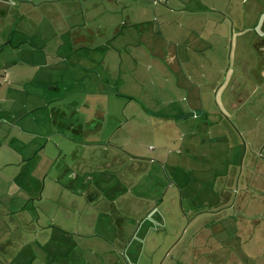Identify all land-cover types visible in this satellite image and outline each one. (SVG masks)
Returning a JSON list of instances; mask_svg holds the SVG:
<instances>
[{
    "label": "rangeland",
    "instance_id": "374dc122",
    "mask_svg": "<svg viewBox=\"0 0 264 264\" xmlns=\"http://www.w3.org/2000/svg\"><path fill=\"white\" fill-rule=\"evenodd\" d=\"M80 1L86 3L85 6L82 4V12L79 6ZM107 1L67 0V3L60 4L58 8H51L52 12L49 16L41 12L28 15L30 22L28 21L27 31L32 34L29 33L28 40L34 47V52L29 46L21 44L19 39L13 40L12 47L10 45L2 47L4 49L1 53L4 58L3 68L10 67L16 59H25L26 53H33L41 58L53 56L49 59L50 61H46L47 59L44 61L42 58L37 62L39 65L42 61L49 65L57 62L55 69L50 68L52 73L54 72L51 79L60 82L61 85L64 83L74 85L72 82L75 78L84 75L76 67L78 62L76 57L110 56V49L114 48L122 63L121 76L125 74L126 81L127 74L130 79L125 84L127 90L122 88L126 94L123 95L126 96L125 99L118 98L109 105L104 97L95 96L92 107L75 112L64 107L54 111L52 109L31 110L29 105L33 100L32 96L35 95L36 98V101L32 102L40 103L44 93H49L46 86L42 85L43 78L39 76L28 78L32 82H26L30 83V87L25 85L23 88L16 86L8 88L19 91V93L15 92V98L7 96L8 101L9 99L17 101L18 118L25 117V121L30 123L34 117L37 124L33 126L34 122H32V126L29 125L23 130V134L18 135L19 140L16 143L13 142L10 145L9 141H6V145L21 148L24 145L34 144L35 147L38 146L37 148H45V151L41 149L33 157L27 167L20 168L19 173L18 169L0 171V231L3 242L13 239V243L10 244L11 249L7 248L8 252L20 246L14 241L15 238L31 234V231L39 227L42 229V236L39 230L40 235L36 239L38 244L31 252L32 264H108L109 250L103 251L104 247L99 248L94 238H83L85 235H94L95 228L93 230L87 224L79 222L78 214H75L73 206H78L79 209L81 208L79 212H82L90 191V193L98 194L100 203L122 198L125 202H118V205L123 214L128 215L127 217L140 215L142 204L151 210V216L147 220L148 225L144 224L145 228H142V231L146 230L137 234L134 242L137 244H134L132 252L126 253L123 257L114 251L115 254L112 255L114 260L111 264H123L125 260L131 264H144L145 259L149 264L153 256L156 259L160 257L156 249L164 241L163 249H167L163 257L169 254L167 262L188 264L187 260L192 248L202 247V242L205 241L204 238L194 237L193 231L203 228V224L209 222H205L201 218L202 215L198 214L209 210L219 213L222 220L227 219L225 222L228 234L225 238L227 247H237V251L242 252L237 254V257L240 256L241 263L245 264L249 261L246 256H251L253 248L257 247L264 252V87L260 86L264 85V79L258 78L259 85L257 83L253 86L248 85L249 71L246 70L251 63L256 65L257 55L259 52L261 54L264 52V45L258 41L260 38L253 30L256 16L264 10V0H226L228 29L231 22L236 29L242 27L243 42L240 47L233 40L231 54L228 42L226 70L232 77L235 78V74L238 76L237 80L241 88L245 89L241 94L244 100L236 103L232 109L219 110L212 96L211 103L206 104L209 108L204 110V115L194 113L196 117L193 119V113L186 106L191 103V96L182 92L179 100L187 109L182 107L179 111L177 110L178 114L182 111L186 116L182 119L183 125L180 127L176 124L179 120L171 117L175 115L176 110L164 108L159 102L162 94L168 95L169 92H175L177 84L186 87V91L189 88L185 76L188 66L185 60L186 55H189L190 43L185 39L188 22L185 18L176 19L175 16L167 19L170 23L177 24L176 26H182L180 30L175 26L179 34L173 39L171 34H168L169 38H166L157 33L156 25L160 23V17L150 19L156 11L176 10L177 6L183 9L186 6L193 7L197 0H180V2L171 0L167 5L164 3L154 5L150 0H141L144 6L143 13L135 10V0H113L115 2L113 6H108ZM98 7L99 14H97L98 10H94ZM251 9L253 11L250 13ZM90 17L94 20L90 19L88 27L85 19ZM149 20L150 22H147ZM122 22H127L129 25L125 26L121 24ZM138 22L143 24L136 26ZM23 25L25 24H20V30L23 29ZM85 25L87 29L84 28ZM97 25L102 29L98 31ZM138 27L145 29L147 42L143 44V47H140L136 41ZM88 28L92 30V33ZM117 28L119 33L115 36L113 34ZM4 33H7L6 30ZM80 35L94 39L97 43L96 48L86 49L75 44V39H78ZM260 37L264 39L262 35ZM104 38L105 42L108 41L105 43L107 45L103 43ZM128 41L129 43L126 44ZM256 41L257 49L250 45ZM99 44H102L104 48H100ZM260 49L261 51L258 52ZM144 50L151 55L145 56ZM176 51L180 58L175 57ZM56 56L67 58L63 69ZM111 60L104 68L97 62L90 67L94 71L97 70L101 75L100 78L105 82L109 78L105 77L108 73L107 68L112 72V64H116V58L115 63ZM232 81L233 78H228L226 86H231ZM122 83L123 78L119 82L120 89ZM33 86L35 90L28 92L29 89H33ZM100 90L103 91V89ZM105 90L112 92V89ZM28 97L31 99H27ZM130 99L132 103H129ZM25 103H27L26 106ZM145 112L150 116H146ZM33 113H35L34 116H32ZM88 114L95 121L93 130L90 129L94 124L85 127L80 135L69 133L64 129L69 124L77 125L79 120L83 123L84 115ZM42 116L47 119L45 126L42 123ZM47 125L51 128L49 129ZM3 129L5 133L6 127L3 126ZM180 130H184L183 137L192 140L191 147L184 146L179 149L181 147L178 143ZM54 131L65 132L69 139L64 137L62 139L53 134L50 137L45 135ZM19 133H21L20 130ZM39 134L43 135V140L40 137L30 142L32 139L28 137ZM121 150L133 152L137 156L150 154L153 162L149 164L147 158L145 162L133 164L122 154L123 152H120ZM162 150L168 160L161 161L153 158V155ZM176 151L179 153L176 154ZM86 171L90 172L89 176H94L93 172L97 173L94 178L98 185L97 189L85 184L86 176L81 178V173ZM76 174L79 175L77 179H75ZM44 181L63 186L65 188L63 196L60 197L58 189L54 188H46L42 191L41 186ZM176 183L182 188L184 195L182 207L178 205L174 207L169 203L171 197L174 199L178 193ZM89 187L91 188L87 191ZM166 190L168 191L164 197V203L156 207L154 200L160 199ZM69 195H73L74 198ZM27 196L30 200L26 198ZM175 197L178 198V195ZM203 198L209 199L212 205L198 206L197 204ZM136 200L140 202L139 205L136 204ZM70 204L72 207L67 210ZM127 204L128 210L125 207ZM176 209L180 222L178 219L176 222L170 221L175 219ZM104 213L99 209L96 211L95 218L102 217ZM220 217L216 218L220 219ZM194 218L197 219L193 221ZM208 218L216 224L221 220L215 221L216 218L211 216ZM229 218H235V220L230 221ZM163 220L168 221L167 225L170 228L166 239L158 228ZM92 221L96 223L95 219ZM103 224L99 223L100 227ZM99 225L96 231L100 230ZM16 227L19 228L18 231L13 230ZM58 227L59 229L62 227L61 231ZM234 234L237 235L236 239L233 237ZM146 236L147 239H145ZM140 243L142 246L139 245ZM90 248L91 251L93 250L92 253ZM9 253L1 257L3 262H7ZM26 256L29 255L26 254ZM261 258L258 259L259 263L262 261ZM154 264H160V261L157 260Z\"/></svg>",
    "mask_w": 264,
    "mask_h": 264
},
{
    "label": "crops",
    "instance_id": "0c3cea01",
    "mask_svg": "<svg viewBox=\"0 0 264 264\" xmlns=\"http://www.w3.org/2000/svg\"><path fill=\"white\" fill-rule=\"evenodd\" d=\"M152 1L153 0H150L151 3ZM170 1L171 0H157V3L154 5H158L160 3H164V5H167ZM178 1L180 2V0ZM65 3H67V0H37V1L36 0H0V171H3V169H10V170L18 169L17 172L19 173L20 172L19 169L27 167L30 161L33 159V157H35V155L41 149L45 151V148H37L38 146L35 147L34 144H31L30 146L24 145L21 148L20 147L12 148L10 146L13 144V142L16 143L19 140L18 135L23 134V130L26 127H28L29 125L32 126L33 124L32 122H34L33 126H35L37 124V121L34 120L33 117V119H31L30 122L31 124H30L29 121L27 122L25 121V117H22L20 119L18 118L16 113V111L18 110L16 108L17 101H15V99H9L8 101L7 96L10 95L15 98L16 93H19V91H13L8 88L13 86H16L18 88H23L25 85H28L30 87L31 86L30 83L32 82H30L31 79H28L29 77L35 78L36 76H39V78H43L42 85L46 86L49 93L47 94L44 93L40 103L32 102V101H36L35 95L32 96L33 100L31 101V105H29V107L33 111L40 109H52L54 111L55 109L64 107L66 109H70L71 111L75 112L81 109L87 110L88 107H92L93 105L92 100L96 98L95 96L102 98L104 97L108 101L109 105L111 102L117 100L118 98L125 99L126 97L123 96L126 95L124 94L123 91L124 89L127 90L125 88V84L126 81L130 79L128 78L127 74H126V79H127L126 81H125V74L121 76L122 63L120 60V56L117 54L114 48L110 49L111 51L110 56L99 55V57L101 58H97V57L93 58L92 55L76 57L78 59L76 67L79 69V71H82L84 75L82 77L75 78V80L72 82L74 85H69L65 83L61 85L60 82L51 79L52 74L54 76V72L52 73L51 69L56 68L57 62H54L53 64L50 65L48 63L45 64L43 61L41 65H39L38 64L39 62H37L42 58H43L42 60L44 61L46 59H47L46 61H50L49 59H52L53 56H44L41 58L34 55L33 53L30 54L26 53L24 57L25 59H20V58L16 59L14 62L11 63L10 67L3 68L2 61H4V58L2 57L1 53L4 49H2V47L5 45L13 46L14 45L13 40L19 39L21 44L29 46L34 52V47L28 40L29 35L31 34L29 31H27V29L29 28L28 21L30 22L28 15H32L35 12L37 13L41 12L49 16V14L52 12L51 8L53 7L58 8L60 4H65ZM113 3H115L113 0L107 1L108 6L109 5L113 6L114 5ZM134 3H135V10L143 13L144 6L142 4V1L135 0ZM82 4L83 6H85L86 3H83L82 1L79 2L81 12H82ZM94 10H98L97 14L100 13L99 7L94 8ZM164 10L165 11H161V12L156 11V14L154 12V14H152L150 19V20L152 19L154 20L157 16L160 17V23L156 25V29H157L156 31L161 37L164 35L166 36V38H169L168 34H171L173 36V39H175L176 36H178L179 34L178 29L179 30L182 29V26L180 25L176 26L177 24L170 23V21L167 20L168 18L175 16L176 19L185 18V20H187L188 22L186 26L185 39L187 40V42L190 43L188 45L189 55L188 54L186 55V60H185L188 64L185 70V76H186V82H188L189 84V88L186 91V87H181L180 85L177 84L176 85L177 88L175 89V92L174 91L169 92L168 95L162 94V99L160 100L159 104L164 108L167 109L172 108L176 110L175 115L171 117H173V119L179 120L176 123L177 127L183 125L182 119L186 117L182 111L178 114L177 110L179 111L180 108L182 107L185 109L187 108L190 109L191 112L193 113L192 118L194 119L196 117L194 113H196L197 115L199 114L204 115V110H206V108H209V106H206V104L211 103L212 96L215 98V105L219 110L232 109L236 103H239L243 99L241 94L244 93L245 89L241 88V85L237 80L238 76L235 74V78H234L232 77V75H229V71L226 70L227 48L229 42V47H230L229 49L231 54V46L233 45L232 43L233 40H235L237 46L240 47H242L243 42L241 39L242 27L236 29L234 28V23L231 22L229 23L230 28L228 29L227 16H226V0H197L196 2H194L193 7L186 6L183 9L180 6H177L176 10L173 9H164ZM252 11L253 9L250 10V13ZM85 13H88V11H85ZM90 19L94 20L92 17L85 19V22L88 25V27H89L88 22L90 21ZM150 20L147 22H150ZM22 23H24L25 25H23V29L20 30L19 26ZM253 23H254L253 30L257 32L256 36L260 38L258 41H261V45H264V39H261L260 37V35H262V38H264V10L259 12ZM121 24H124L125 26L129 25V23L127 22L126 23L122 22ZM142 24L143 22H138L136 26H141ZM87 25H85L84 28L87 29ZM175 26L178 29H175ZM96 29L99 31L100 29H102V27L97 25ZM5 30L7 33H4ZM88 30L92 33V30H90L89 28ZM138 31H139L138 40L136 41H138L140 47H143V44L147 42V39H145V29L143 27H140ZM118 33H119V29L117 28L116 32L113 35L116 36L118 35ZM173 39L170 40L173 41ZM107 42H105V38H104L103 39L104 45H107L105 44ZM74 43L86 49L96 48L97 45L94 39L84 38L82 35H80L78 39H75ZM128 43L129 41L126 42V44ZM177 43L179 44V42ZM256 44L257 41L256 43L252 42L250 45L251 47L253 46L255 49H257ZM99 46L100 48H104L102 44H99ZM99 46H97V48ZM156 51H158V49H156ZM259 51H261V49L258 50V52ZM144 53L145 56L151 55L148 54L147 51L145 50ZM32 54L33 56H31ZM257 56H258L257 64L253 65L254 63H251V65L246 69L249 71L247 83L248 85H252V86L257 85L259 83L258 81L259 77L261 79H264V52H262V54L261 52H259ZM175 57L180 58L178 51L175 52ZM115 58H116V64H112V72H110L109 68H107L108 73L107 75H105V77L107 76L106 78L108 77L109 78L108 81L106 82L100 78L101 75L100 73L97 72V70L94 71L90 68L91 66L94 65L95 62L101 63L102 67L104 68L106 67V65H108L107 62L110 61V59H112L111 61L114 60L115 63ZM236 59H238V55H236ZM135 60L137 61V58ZM139 60H143V59H139ZM59 62L61 69H63L64 67L63 64L67 62V58L60 57ZM19 63L21 65H19ZM22 63L25 64L22 65ZM252 73L254 75H252ZM26 78L28 80H23ZM121 78H123V83L120 89L119 82ZM228 78L231 79L233 78L232 85L229 87L226 86V81L228 80ZM26 82H30V83H26ZM260 86L264 87V85H260ZM100 89H103V91ZM105 89H112V92H106L107 90ZM34 90L35 87L33 86V89H29L28 92H32ZM182 92L186 93L187 96L188 94L191 96L190 98L191 103L187 105L185 104L187 108L186 106L182 105V101L179 100V97L182 94ZM27 99H31V97H28ZM129 103H132L131 99L129 100ZM140 103L141 105H144L142 102ZM26 105L27 103H25V106ZM34 114L35 113H33L32 116H34ZM145 114L146 116H150V114L148 115L146 112ZM153 115L156 116L155 113H153ZM141 116L143 117L144 115ZM99 117L101 116L99 115ZM41 119H42V123L45 126V122L47 123V119L43 118V116ZM92 119L93 118H91V115L89 114L84 115L83 123L81 120H79L77 125L69 124L66 125L64 129H66V131L69 133H74V134L78 133V135H80L81 133H83L85 127H89L90 125L92 126L95 123V121ZM3 126L6 127L5 133ZM48 128L50 129L51 127L48 126ZM94 128H95V124L91 127L90 130H93ZM19 130L21 133H19ZM44 131L42 132V134L44 133ZM180 131H181V135L178 140V143H180L181 147L179 149L183 148L184 146L191 147L192 140L183 137L182 131L184 130H180ZM51 134L56 135L62 139L63 137L64 139L65 138L69 139L67 138V134L65 132L58 133L54 131L52 133L49 132L45 135L47 137H50ZM40 137H42V140L44 139L43 135L41 134L34 135L33 137H28V138H31L32 140L30 142H32L34 141V138L39 139ZM6 141H9L10 143L9 146L6 145ZM120 152H123L122 154H124V156H126V158L129 161H131L133 164H136L138 162H145L147 161V158L149 159L148 160L149 164L153 162L152 158L150 157V154L137 156V154H134L133 152H128L126 150H121ZM178 153L179 151H176V154ZM153 158L159 159L161 161L168 160L163 150L153 155ZM93 174L94 176H89L91 175L90 172L87 173L86 171L84 173H81V178L83 179L84 176H86L85 184L87 186L88 185L92 187L94 186L96 187L95 189H97L98 185H96L97 182L94 180L97 173L93 172ZM78 177L79 175L76 174L75 179H77ZM175 187L178 191V193L175 196L178 195V198L174 196L173 199L171 197L169 203H171V205L174 207H177V205L182 207V200L184 196L182 193V188L179 186L178 183H176ZM46 188L58 189L59 196L61 195L60 197H62L63 196L62 194L65 192L64 190L65 188L63 186H60L57 183H53L51 181L49 183H45V181L44 183H42L41 190L45 191ZM90 188L91 187H89L87 191H89ZM167 191L168 190L165 191V193L160 199L157 198V200L156 199L154 200V204L156 205V207L164 203V197ZM69 196L74 198L73 195H69ZM26 198L30 200L29 196H27ZM118 199L117 200L113 199L111 201L108 200L101 201L100 203V200H98V194L95 192L90 193L89 191L87 194V198L85 199V207H83L85 209L82 210V212H79L81 208L79 209L78 206L73 205L75 214H78V221L87 224L89 228L93 230L95 228L94 235L93 234L85 235L83 236V238H89V237L94 238L96 240L95 243L98 245L99 248L102 249V247H104L103 251H106L105 249L109 250L108 251L109 253H107V255L110 259V262L108 264H111L112 260H114V256H112L114 251H116L115 253L122 255L123 257L124 255H126V253L132 252L131 250L134 244H137L134 243L137 234L141 232L142 233L145 232L146 229L142 231V228L144 227V224L148 225L147 220H149L151 216L150 214L151 210L143 206V204H142V210H140L141 211L140 215L134 217H127L128 215L125 216L123 214V211L120 210L118 205L119 204L118 202H125V201H123L122 198L119 199L120 201ZM180 200L181 203L179 204ZM139 203L140 202L136 200V204L139 205ZM197 205L201 207H205L212 205V203L209 202V199L203 198L200 200L199 204ZM127 206L129 205L128 204L125 205V207ZM70 207H72V204L69 205L67 210ZM128 208L129 207H127L126 210H128ZM99 209L103 210V212L105 213L102 217L95 218L96 211H98ZM181 210L183 209L181 208ZM84 213L85 215H83ZM198 215H202L201 218H203L205 222L206 221L209 222L204 223L202 226L203 228L193 231V236L204 238L205 241L202 242V247L192 248L191 252L189 253L187 263L188 264H244L241 263L240 256L237 257V254H242V252H238L237 247H233V246L227 247V241L225 239L228 235L226 231L227 228L225 225L227 219L222 220L220 217L221 215L219 213L212 212L210 210L203 211V213H200ZM174 216L175 219H170V221L176 222L178 219V221L180 222L181 219L179 218L177 209H176V215ZM210 216L213 218L220 217L222 221L216 218L215 221H217V219L220 221L219 222L217 221V224L214 222L212 223L208 218ZM92 219H95L96 223H93ZM196 219L197 218H194L193 221H195ZM229 220L234 221L235 218L234 219L229 218ZM167 222L168 221L163 220L158 225L159 232L163 234L165 239L168 237L170 230L169 226L167 225ZM99 223L101 224L104 223V224L102 227H100ZM98 225L100 227V230L96 231L97 229L96 227ZM18 229L19 228L16 227L13 230L18 231ZM60 229H62V227H60ZM60 229L58 227V230ZM39 230L42 236V229L36 227L35 230L31 231V234H27L26 236H22L21 238H15L14 241L20 244V246L16 250L15 249L11 250L10 253L8 252L7 248H9V250L11 249L10 244L13 243V239L11 238L3 242L2 232L0 231V264H32L33 254L31 252H33V248L36 247V245L38 244V241L36 239H38L37 236L40 235ZM233 237L234 239H236L237 235L234 234ZM164 238H162L161 236L162 240ZM145 239H147V236L145 237ZM212 239L214 240H213V244L211 245L210 243ZM164 242H161L158 248L156 249L158 250V254H160V257L156 259V257L153 256L152 262L149 264H154L155 262L157 263V260L158 262L160 261V264H171V262L166 261L169 254L168 255L166 254V256L163 257V254L167 249V248L163 249ZM139 245H141V243ZM92 248L94 249V247ZM138 248L141 247L138 246ZM239 249L241 250V248ZM96 250H98V248ZM92 251L90 253H92ZM172 251L173 250H171V252ZM261 251L262 250H260L257 247L253 248L250 253L251 256H246V259H248L249 261H246L245 264H264V252ZM8 253L10 255L7 262H3L1 257H4L5 254L8 255ZM26 254L29 256H26ZM182 254L184 256L183 252ZM260 257H262L261 263L258 262V259H260ZM177 261H178V257H177ZM147 262L148 261L145 259L144 264H147ZM123 264H131V263L128 260H125ZM135 264H140V263H135Z\"/></svg>",
    "mask_w": 264,
    "mask_h": 264
},
{
    "label": "built area",
    "instance_id": "2783aa9c",
    "mask_svg": "<svg viewBox=\"0 0 264 264\" xmlns=\"http://www.w3.org/2000/svg\"><path fill=\"white\" fill-rule=\"evenodd\" d=\"M152 3H153V4H156V3H157V0H153Z\"/></svg>",
    "mask_w": 264,
    "mask_h": 264
}]
</instances>
